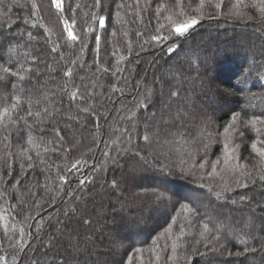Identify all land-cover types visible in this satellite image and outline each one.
Returning <instances> with one entry per match:
<instances>
[{"label":"trees","instance_id":"obj_1","mask_svg":"<svg viewBox=\"0 0 264 264\" xmlns=\"http://www.w3.org/2000/svg\"><path fill=\"white\" fill-rule=\"evenodd\" d=\"M62 9L0 0V264H264V0Z\"/></svg>","mask_w":264,"mask_h":264},{"label":"snow or ice","instance_id":"obj_2","mask_svg":"<svg viewBox=\"0 0 264 264\" xmlns=\"http://www.w3.org/2000/svg\"><path fill=\"white\" fill-rule=\"evenodd\" d=\"M97 4H99L100 0H96ZM52 4L60 11H62V5H63V0H52ZM196 23H198L197 20L192 19L187 23H184L182 25H178L175 28V32L179 35H183L184 33H186L188 31V29L190 27H192L193 25H195ZM99 26L101 28H104L107 26V18L106 17H101L99 19ZM66 31L68 32V36L72 39V40H76L77 36L70 30V29H66ZM153 39H156V37H153ZM68 75H71V73L69 72ZM30 114V113H29ZM233 119H235V117H233ZM145 141L148 140V137L145 136L144 137ZM253 148H255V145H252ZM262 155H264V153H262ZM205 228H207V225H205ZM254 250V249H253ZM237 255H240V253H237Z\"/></svg>","mask_w":264,"mask_h":264},{"label":"rangeland","instance_id":"obj_3","mask_svg":"<svg viewBox=\"0 0 264 264\" xmlns=\"http://www.w3.org/2000/svg\"><path fill=\"white\" fill-rule=\"evenodd\" d=\"M195 25H196V24H195ZM195 25H193V26H195ZM193 26H192V27H193ZM192 27H190V28L188 29V31H187L186 33H184L183 35H181V36L186 35V34L190 31V29H191ZM173 48H174V46L170 48V51H173Z\"/></svg>","mask_w":264,"mask_h":264}]
</instances>
